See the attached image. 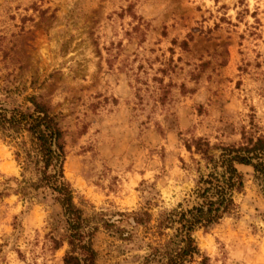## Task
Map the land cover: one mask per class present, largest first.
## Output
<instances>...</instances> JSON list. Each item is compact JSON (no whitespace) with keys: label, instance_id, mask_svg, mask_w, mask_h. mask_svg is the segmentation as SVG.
I'll return each mask as SVG.
<instances>
[{"label":"rangeland","instance_id":"1","mask_svg":"<svg viewBox=\"0 0 264 264\" xmlns=\"http://www.w3.org/2000/svg\"><path fill=\"white\" fill-rule=\"evenodd\" d=\"M3 85L15 89L4 106L34 94L56 114L97 264H158L152 230L126 215L148 209L153 225L190 206L202 140L264 135V0H0ZM237 168V212L194 232L208 264H264V198L252 167ZM16 179L0 139V264H64L59 203L22 197Z\"/></svg>","mask_w":264,"mask_h":264},{"label":"trees","instance_id":"2","mask_svg":"<svg viewBox=\"0 0 264 264\" xmlns=\"http://www.w3.org/2000/svg\"><path fill=\"white\" fill-rule=\"evenodd\" d=\"M15 93L7 85L0 87V139L13 150L20 167L21 179L15 192L31 199L38 193H47L62 209L66 227L59 241L51 238L53 248L67 243L64 264H97V252L92 238L98 225L84 216L74 201V190L65 177L66 141L64 130L56 114L40 95H28L12 108L4 101ZM203 160L201 172L189 197L190 206L179 203L160 211L152 225V214L141 209L127 214L137 225L152 230L147 258L158 264H188L202 256L199 264H208L195 240L194 232L208 229L227 215L237 212L235 195L244 187L242 173L237 165H250L254 181L264 198V135L243 131L237 144H211L202 140L196 147ZM189 201V200H188Z\"/></svg>","mask_w":264,"mask_h":264}]
</instances>
